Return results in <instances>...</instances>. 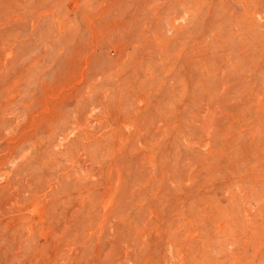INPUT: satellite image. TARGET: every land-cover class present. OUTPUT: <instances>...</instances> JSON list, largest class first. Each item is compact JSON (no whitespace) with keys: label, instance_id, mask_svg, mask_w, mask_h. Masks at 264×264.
Wrapping results in <instances>:
<instances>
[{"label":"rangeland","instance_id":"obj_1","mask_svg":"<svg viewBox=\"0 0 264 264\" xmlns=\"http://www.w3.org/2000/svg\"><path fill=\"white\" fill-rule=\"evenodd\" d=\"M0 264H264V0H0Z\"/></svg>","mask_w":264,"mask_h":264}]
</instances>
